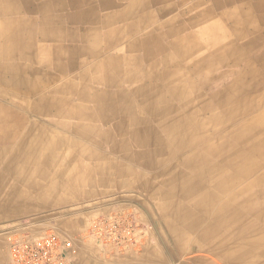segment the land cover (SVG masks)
<instances>
[{"label":"crops","instance_id":"1","mask_svg":"<svg viewBox=\"0 0 264 264\" xmlns=\"http://www.w3.org/2000/svg\"><path fill=\"white\" fill-rule=\"evenodd\" d=\"M260 3L0 0V227L79 235L130 217L137 244L108 258L84 242L76 264H264L224 243L214 148L183 124L212 104L225 15Z\"/></svg>","mask_w":264,"mask_h":264},{"label":"rangeland","instance_id":"2","mask_svg":"<svg viewBox=\"0 0 264 264\" xmlns=\"http://www.w3.org/2000/svg\"><path fill=\"white\" fill-rule=\"evenodd\" d=\"M251 14L258 19L246 22L236 15H225L223 65L206 79L210 84L206 99L211 98L212 104L189 108L195 110L194 114H186L183 118L187 120L184 126L188 131L198 127L194 132L197 138H205L196 143L197 149L208 142L214 148L211 165L205 168L211 169L206 173H210L213 180L224 184V241L241 245L244 251L240 253L246 260L258 254L259 249L264 257V10L261 7ZM227 75L229 79L226 80ZM198 94V99L202 96L206 100L204 92ZM210 111L216 115L211 116L213 120L208 117ZM103 216L106 215L94 218L79 235L67 231H62V235L71 238L80 249L84 242L99 247L90 228L95 219ZM125 219L130 220V217ZM131 221L138 227L135 219ZM139 226L141 234L151 227L140 223ZM0 236L8 264H11L3 227H0ZM137 243L138 239L134 244Z\"/></svg>","mask_w":264,"mask_h":264},{"label":"built area","instance_id":"3","mask_svg":"<svg viewBox=\"0 0 264 264\" xmlns=\"http://www.w3.org/2000/svg\"><path fill=\"white\" fill-rule=\"evenodd\" d=\"M131 220L103 216L93 221L90 233L106 255L136 243ZM11 264H76L79 247L55 229L39 232L28 227L6 231Z\"/></svg>","mask_w":264,"mask_h":264},{"label":"bare ground","instance_id":"4","mask_svg":"<svg viewBox=\"0 0 264 264\" xmlns=\"http://www.w3.org/2000/svg\"><path fill=\"white\" fill-rule=\"evenodd\" d=\"M5 3V2H4ZM241 7V6H240ZM258 7H260V9H261V7H262V9L264 10V4L263 3H260L259 5H258ZM237 9V8H236ZM248 9V8H247ZM238 10V9H237ZM243 10H245V9H243ZM175 12V11H174ZM227 14V13H226ZM240 15V14H239ZM238 15V16H239ZM235 18V17H234ZM256 19H258V17H252L251 19H249V20H247L246 22H253L254 20H256ZM238 22V21H237ZM228 25V24H227ZM231 25V24H230ZM229 25V26H230ZM236 25H237V23H236ZM239 25V24H238ZM247 29V28H246ZM232 30V29H231ZM237 30V29H236ZM248 30H249V28H248ZM230 34V33H229ZM240 34V33H239ZM228 36V35H227ZM229 37V36H228ZM233 37V36H232ZM232 41V40H231ZM233 44V43H232ZM231 44V45H232ZM226 49V48H225ZM235 49V48H234ZM228 50V49H227ZM236 50V49H235ZM217 61V60H216ZM99 63V62H98ZM100 64V63H99ZM195 112V111H194ZM211 113H212V111H210V114L208 115V117H210V118H212L214 115H213V113H212V115H211ZM190 114V113H189ZM212 116V117H211ZM216 116V115H215ZM214 116V117H215ZM186 118V117H185ZM98 119V118H97ZM208 119V118H207ZM212 120H213V118H212ZM211 120V121H212ZM210 120H209V122H211ZM198 122H200V121H198ZM204 122V121H203ZM220 122V121H219ZM190 123V122H189ZM212 123V122H211ZM218 123V122H217ZM186 124V123H185ZM212 124H214V123H212ZM202 126V125H201ZM171 127V126H170ZM194 127V126H193ZM169 128V127H168ZM209 128V127H208ZM187 129V128H186ZM188 129H189V127H188ZM191 129V128H190ZM190 129H189V132H195L197 129H198V127H196V129L194 128L193 130H191L190 131ZM200 129V128H199ZM209 129H212V128H209ZM198 131V130H197ZM179 134V133H178ZM177 134V135H178ZM196 134V133H195ZM201 134H202V131H201ZM252 135V134H251ZM176 136V135H175ZM197 136V135H196ZM253 136V135H252ZM186 137H188V136H186ZM193 137V136H192ZM191 137V138H192ZM184 138V137H183ZM254 138V137H253ZM248 140V139H247ZM176 142V141H175ZM181 143V142H180ZM185 144V143H184ZM209 145V144H208ZM220 146H222V145H220ZM204 147V146H203ZM202 149H204V148H202ZM208 153H209V151H207ZM206 152V153H207ZM185 153V152H184ZM212 154V153H211ZM213 155V154H212ZM211 155V156H212ZM258 160V159H257ZM204 163V162H203ZM209 163V162H208ZM252 163V162H251ZM195 166V165H194ZM201 166V165H200ZM210 166V165H209ZM199 168V167H198ZM202 168V167H201ZM201 168H199V169H201ZM249 170V169H248ZM256 185V184H255ZM130 220H131V218H130ZM138 228V227H137ZM137 228H136V231H137ZM225 242H227V240H225L224 241V243ZM3 244V241H2V238H1V236H0V264H8V260H7V257H6V253H5V251H4V249H3V246L4 245H2ZM256 250V249H255ZM253 251V250H252ZM237 252V251H236ZM250 252V251H249ZM238 253H240V252H238ZM251 253V252H250ZM244 254V253H243ZM235 255V254H234ZM256 256V255H255ZM235 257H237V256H235ZM250 257V256H249ZM240 258H242V257H240ZM252 258V257H251ZM261 258H262V256H261ZM254 260V259H253ZM258 260V259H257ZM239 261V260H238ZM250 262V261H249ZM244 263V262H243ZM242 263V264H243Z\"/></svg>","mask_w":264,"mask_h":264}]
</instances>
